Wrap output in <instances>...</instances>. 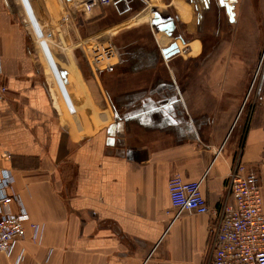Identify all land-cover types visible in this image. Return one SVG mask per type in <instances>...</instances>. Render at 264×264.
I'll return each instance as SVG.
<instances>
[{
  "label": "crops",
  "instance_id": "1",
  "mask_svg": "<svg viewBox=\"0 0 264 264\" xmlns=\"http://www.w3.org/2000/svg\"><path fill=\"white\" fill-rule=\"evenodd\" d=\"M48 2L42 22L33 0H0V157L10 155L3 163L41 229L36 240L27 224L0 264H15L21 249V264H210L214 218L184 213L172 222L169 181L203 179L208 205L219 210L240 160L257 170L264 208V71L256 85L235 55L241 33L217 43L220 63L206 57L212 25L199 32L203 0H117L74 30L83 55L102 51L108 36L139 38L146 22L153 40L129 41L128 57L95 75L65 40L70 34L60 35L67 63L58 57L54 67L41 27L56 20ZM106 12L112 23L98 25ZM171 19L174 41L165 44L161 24ZM181 37L188 46L167 59L162 50L181 48Z\"/></svg>",
  "mask_w": 264,
  "mask_h": 264
},
{
  "label": "built area",
  "instance_id": "2",
  "mask_svg": "<svg viewBox=\"0 0 264 264\" xmlns=\"http://www.w3.org/2000/svg\"><path fill=\"white\" fill-rule=\"evenodd\" d=\"M48 2L47 0H43ZM64 8L75 7L90 14L94 9L109 6L117 0H60ZM56 17V21L58 20ZM71 17L68 11L62 21ZM48 28V27H46ZM46 30V29H45ZM61 32V33H60ZM63 35L62 31H58ZM46 34L49 40L52 32ZM61 41L63 43V38ZM87 62L95 75L113 72L120 62L119 51L113 41H107L102 51L90 49ZM63 72V71H62ZM64 75V72H63ZM66 80V78H65ZM6 88L3 87L2 91ZM2 96L0 95V98ZM108 129L111 145L114 129ZM113 131V132H112ZM10 155L0 157V254H11L20 241L27 236L30 225L34 239L40 238V225L32 222L30 214L15 189V177L11 168L3 163ZM201 180H185L175 174L169 181L171 207L175 210L173 221L184 213L212 215L210 227L212 238V259L210 264H264V208L260 176L257 170L238 160L229 176L230 199L223 202L219 210L211 209L202 191ZM25 250L21 249L15 264H21Z\"/></svg>",
  "mask_w": 264,
  "mask_h": 264
},
{
  "label": "rangeland",
  "instance_id": "3",
  "mask_svg": "<svg viewBox=\"0 0 264 264\" xmlns=\"http://www.w3.org/2000/svg\"><path fill=\"white\" fill-rule=\"evenodd\" d=\"M34 1V6L36 8V10L38 11V14L40 16V19L43 20V17H45L46 15L43 14V10L45 13V9L44 8V1L43 0H33ZM51 9H52V14L54 16H58V20L53 23H51L52 21H48L50 24L48 26V28H46L47 26L43 25L42 27V31L43 34L49 38L46 34V30H50L52 32V37L50 39V45L53 48V50L56 53H53V51H51V54L53 59V64L54 67L56 68L57 66L59 67L58 63L59 60L57 59L58 57L62 60H64L67 63V59L69 57V51L67 52L66 48V44L61 41V36L60 33H58V31H62V33L66 36L67 34H70L66 36V39L68 44H71V46H75L77 45L78 53L76 52L75 55L78 56L79 58L82 57L83 59V51L81 49V47L79 46V43H77L79 40H77V38L75 37V33L74 30L79 28L80 23L83 25V29H86L87 26L89 25V21L86 19V16H90V14H93L96 10H99L100 8L94 9L92 13L87 14L86 12L83 11H78L75 7L69 9V7H65L63 6V3H61L60 0H51L48 2ZM21 4V2H20ZM41 4L43 6H41ZM22 6V4H21ZM23 7V6H22ZM236 8L237 11L239 12L240 15V21L238 20L237 23L235 24H230L226 18V15L224 14V18H222V28L224 29H228L232 32H236L239 35L238 38H230V40H237L236 41V47H237V51L240 53L235 54L236 56H240L241 57V62L243 65H245L246 67V71H249V78L252 80H256V85L258 80L261 78L262 73L264 71V0H239V2L236 3ZM172 10H174L173 8H171ZM42 10V11H41ZM109 7L105 8V11H108ZM68 11L70 12L71 17L69 18V20H67V22L62 21V15H65V12ZM102 11V9H101ZM40 12V13H39ZM150 12V10H149ZM42 13V15H41ZM99 13H101L99 11ZM98 13V14H99ZM106 17L103 19V21H101L100 26H107L109 24L112 23V20H110L108 13L106 12ZM26 17V22H24V24H26L27 29H29L32 32V37L34 39L35 44L38 47V50L41 51V46L39 41L36 40L34 33H33V28L28 20L27 14L25 13ZM172 15V14H171ZM173 16V15H172ZM196 18V17H195ZM208 25H210L211 23H207ZM144 28L145 30H141V35L138 38V35L135 34L133 31H129L127 33H124L122 36L119 34V36H117L114 40L111 37H107V41H113L115 43V45L117 46L119 52H120V57H121V62L122 60H125L128 57V51H129V41H136L138 42V44L140 43L141 39H145V40H153V36L152 34L149 32L148 30V22L144 23L143 25H141V28ZM46 29V30H45ZM255 30V36L253 37V31ZM257 31H259L260 34V39H258L257 37ZM66 32V33H65ZM211 34L208 36V41L211 39H213L210 43V46H215V41H216V37L219 35L217 34V32L215 30L212 31L211 29ZM86 34V31H84L82 33V35L84 36ZM163 34L166 36L167 41L165 42V44H168V42L174 41V39H169V36L166 34V32H163ZM200 35H205V32H201ZM230 37H232V33L230 34ZM185 40H188L187 37H185ZM260 40V43L258 44ZM226 41H228V38L226 39ZM181 45L182 47L180 49H184L188 46L187 44H184L182 42V40L180 39ZM225 43V42H224ZM259 45V46H258ZM231 46V44H230ZM229 46V47H230ZM74 47V48H75ZM51 49V48H50ZM221 49L219 48V51ZM218 51V52H219ZM73 52V51H72ZM42 53V52H41ZM43 55V54H42ZM83 55V56H82ZM218 55H221L218 53ZM86 59V55L84 57ZM181 61H183L182 57L179 58ZM214 60H218V62L221 63V58L217 57V53H215V55L213 56ZM80 60V59H79ZM55 61V62H54ZM87 63V59L84 60ZM85 63V64H86ZM57 64V65H56ZM56 70V69H55ZM66 71V70H65ZM64 71V72H65ZM67 72V71H66ZM70 73V72H69ZM65 77V76H64ZM71 79V77H70ZM253 93V91H252Z\"/></svg>",
  "mask_w": 264,
  "mask_h": 264
},
{
  "label": "flooded vegetation",
  "instance_id": "4",
  "mask_svg": "<svg viewBox=\"0 0 264 264\" xmlns=\"http://www.w3.org/2000/svg\"><path fill=\"white\" fill-rule=\"evenodd\" d=\"M203 1H204V6H198L199 32L200 31L203 32L207 23H211L213 30H215L217 34H219L216 37L217 39L215 41V46H211L210 50L207 52L208 54H206V57H208L210 56V54L214 56L215 55L214 51L217 47V43L220 45L223 41L225 42L227 37L231 34L230 30L222 28V18H224V14L226 15V18L230 24L236 23V20L233 22L230 21V16L227 13L226 7L221 4V0H203ZM226 2H228V0ZM235 11H236V6H235ZM204 58H205V54H203L201 59L199 60H204ZM198 61L196 62V64L199 63Z\"/></svg>",
  "mask_w": 264,
  "mask_h": 264
},
{
  "label": "water",
  "instance_id": "5",
  "mask_svg": "<svg viewBox=\"0 0 264 264\" xmlns=\"http://www.w3.org/2000/svg\"><path fill=\"white\" fill-rule=\"evenodd\" d=\"M227 0H221V4L224 5L226 7V10H227V13L229 14L230 16V21L233 22L235 21V16H236V12H235V5L233 4H230L228 2H226ZM161 28L168 34V35H172V32L174 31L175 29V22L174 20H169L168 22L166 23H162L161 24ZM181 40L183 43H186L185 40L183 39V37H181ZM181 49L179 47V44L177 42H173L172 44H170L168 47L164 48L162 50L164 56L168 59L178 53H180ZM214 74L216 75V73L218 74L220 71H221V66L219 65H215L214 67ZM119 128V126L116 124V125H113L111 127V129L113 130L114 128H116L117 130V127ZM113 132V131H112Z\"/></svg>",
  "mask_w": 264,
  "mask_h": 264
}]
</instances>
